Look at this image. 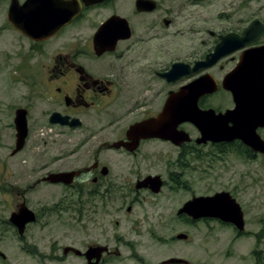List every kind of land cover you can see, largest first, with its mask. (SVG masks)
<instances>
[{"label": "rangeland", "instance_id": "obj_1", "mask_svg": "<svg viewBox=\"0 0 264 264\" xmlns=\"http://www.w3.org/2000/svg\"><path fill=\"white\" fill-rule=\"evenodd\" d=\"M133 1L115 0L113 9L124 10ZM9 3L10 0H0V264H40L42 260L43 264H85L74 254L63 256L61 246L79 244L77 247L84 249L82 244L100 238L110 240L121 251L120 256L107 259L104 264H162L170 257H181L191 264H264V154L249 159L238 153L240 147L236 151L234 147L219 150L201 145L197 149L200 155L188 151L186 164L177 166L178 150L159 145L145 150L148 159L145 166L141 161V167L161 174L165 185L160 192L140 189L136 194L107 200L105 205L77 195L64 199L73 188L36 184L49 168L65 169L69 165L59 162L45 168L49 155L41 158L37 154L39 145L50 148L49 144L56 143L61 147L79 140L69 132L62 134V129H58V134L47 129L40 119V110L45 106L39 104L29 116L24 149L12 153L16 144L15 109L36 94L35 82L29 83L35 73L34 61L27 56L29 43L10 27ZM161 4L169 12L159 10L156 14L178 18V26L182 16L201 20L197 24L202 32L196 34V42L202 38L205 51L213 42L210 29L222 33L244 28L264 0H161ZM260 11L264 13L263 6ZM106 13L100 9L95 14ZM173 45L171 34V51ZM204 103L222 109L231 106L232 100L228 92L221 90ZM260 133L264 138V130ZM79 157V163L84 162L88 151L81 150ZM172 174L175 176L171 178ZM220 191H229L241 204L245 216L243 233L219 220L192 221L185 214L178 215V210L193 196ZM24 201L37 219L27 225L21 237L9 217ZM179 233L188 237L178 239ZM39 254L62 255V259L55 263L53 258H41Z\"/></svg>", "mask_w": 264, "mask_h": 264}, {"label": "flooded vegetation", "instance_id": "obj_2", "mask_svg": "<svg viewBox=\"0 0 264 264\" xmlns=\"http://www.w3.org/2000/svg\"><path fill=\"white\" fill-rule=\"evenodd\" d=\"M19 1L23 3L25 0ZM114 1L102 0L86 4L84 0H80L81 11L57 33L42 39L30 38L8 21L11 28L27 39L29 43L27 56L30 61H34L32 67L35 70L34 78L28 82L31 85L35 82L36 95L24 106H18L15 114L17 109L22 107L26 109L29 120V116L39 104L45 106L40 110L42 124L47 129H52L55 134H58V129H62L64 130L62 134L69 132L79 140L64 143L61 147L56 143L49 144L50 148H40L39 145L37 154L41 158L49 155L43 164L46 165L45 168L53 164L58 165L59 162L69 165L65 169L59 166L49 168L52 170L48 169L37 179L36 184L60 186L70 190L73 188V192L70 191L63 196L64 199L77 195L86 200H98L97 205H105L107 200L127 197L136 194L140 189L152 190L148 183L149 178L158 175L162 178V176L160 173L143 170L141 161L145 166L148 159L145 150L159 145L174 146L178 150L177 166L186 164L188 151H196L200 155L197 149L201 145L215 146L219 150L225 146L234 147L236 151L240 147L238 150L248 154L246 158L250 159V156L258 158L260 153L252 150L250 145L239 138L226 142L198 141L201 132L191 121L180 122L173 129L177 132L173 138L144 137L138 140L137 136L144 128L142 125H152L161 117L172 93H185L186 86L205 74L216 82L218 88L214 92L200 95L196 106L199 109L214 108L217 112H225L236 106L232 93L223 87V82L226 76L243 62V58L249 79L251 78L249 82L256 85L260 83L264 72V57L261 53L254 51L252 53V49L264 46V34L246 46L223 55L207 67L197 69V64L207 61L208 56V59H212L210 54L214 52L223 36L231 33L243 34L253 22L264 25V13L260 11V7H264V4H260L252 13V19L244 28L230 29L222 33L210 29L209 34L213 42L203 51L204 40L200 38L196 42V34L202 32L197 24L201 22L200 19L189 20L187 16H182L178 26V18L156 14L159 10H163L164 13L169 12L168 7L163 8L161 0H153L156 6L144 10H139L137 0L131 5L128 2L124 10L122 8L114 10ZM200 1L203 0H195V3ZM100 9L107 10V13L95 14ZM100 29L105 31L100 33ZM171 34L174 44L172 51ZM246 51L250 52V55L249 52L246 53L249 56H245ZM177 63L196 70L180 75L183 69L181 64L179 72L175 71L176 73L169 74L170 78L167 77V72ZM221 90L230 94L232 105L222 109L219 106H206L205 100ZM185 97L181 101H187ZM33 98L35 100L32 101ZM53 115L55 121L51 120ZM170 124L166 121L164 128L170 130ZM45 127L41 130L43 131ZM261 130H264V127H259L257 133L262 137ZM81 150L88 151V157L84 162L79 163ZM72 163H75V166H70ZM60 172H73L72 181L51 182L46 179L50 173ZM173 176L175 175L172 174L171 178ZM162 180L161 189L165 185V180L163 178ZM140 181H146V187L138 188ZM177 183L179 184V181ZM177 213L185 214L192 221H196L186 213L179 214V210ZM26 227L23 234L18 231L21 237L25 234ZM77 246L80 245L61 246L63 256L74 254L88 264V256L85 253L94 246L102 247L98 264H104L107 259H116L121 255V251L113 246L110 240L106 241L102 238L88 240L87 243L82 244L84 249ZM66 247H74L83 254H77L73 249L65 253ZM39 255L41 258L51 257L55 263L58 259H62V255ZM95 259L96 257L93 261ZM40 264H43V260Z\"/></svg>", "mask_w": 264, "mask_h": 264}, {"label": "water", "instance_id": "obj_3", "mask_svg": "<svg viewBox=\"0 0 264 264\" xmlns=\"http://www.w3.org/2000/svg\"><path fill=\"white\" fill-rule=\"evenodd\" d=\"M84 1L89 4L93 1L99 2L102 0ZM137 6L139 10L151 9L156 6V2L153 0H137ZM80 11V0H25L23 3H20L19 0H12L7 12V19L13 27L30 38L42 39L57 33ZM103 31L105 30L100 29L99 32ZM263 34L264 25L253 22L243 34L231 33L223 36L214 52L210 54L212 59H208V56L207 61L197 64V69L211 65L223 55L246 46ZM249 51L245 52V56L250 55ZM253 51L258 54L261 53L264 57V46L252 49V53ZM247 52H249V55H246ZM244 59L233 72L226 76L223 82V87L233 95L236 104L235 108L228 109L225 112H217L214 108L199 109L196 106L197 98L200 95L214 92L218 88L216 82L205 74L186 86L185 93H172L169 102H167L165 112L152 125H142L144 128L140 134L138 133L137 139L140 140L144 137L173 138L177 134L173 129L180 122L191 121L201 132V137L198 139L200 142H226L239 138L250 145L254 151L264 153V140L257 133L259 127H264V72L258 85L251 84L249 82L251 78L249 79V72L246 68L247 66L245 67ZM181 64H174L171 70L167 72V77H169V74L178 71ZM182 68L180 75L196 70V68L189 69L187 65ZM183 96L187 101H181L184 99ZM51 120L55 121L54 115ZM166 121L171 123L170 130L164 128ZM14 123L16 144L12 153L16 154L24 148L29 135L26 109L22 107L17 109ZM73 175V172L50 173L46 179L51 182H71ZM148 183H150L152 191L156 193L160 191L163 181L158 175L150 177ZM146 185V181H140L137 187H146ZM182 213H186L195 220L200 218H218L224 222L234 224L240 231L245 229L242 206L228 191H220L212 195L193 196L179 209V214ZM9 219L17 227L20 234H23L26 225L36 220V213L24 201L16 211L11 213ZM187 237L188 234L186 233L177 235L179 239ZM71 249L75 250L77 254H83L82 251L74 247H66L64 252L67 253ZM101 252L102 247H90L85 253L88 256V264H98ZM95 257L96 259L93 261ZM163 263L184 264L188 263V261L183 258L172 257L164 260Z\"/></svg>", "mask_w": 264, "mask_h": 264}, {"label": "trees", "instance_id": "obj_4", "mask_svg": "<svg viewBox=\"0 0 264 264\" xmlns=\"http://www.w3.org/2000/svg\"><path fill=\"white\" fill-rule=\"evenodd\" d=\"M238 153H241L244 157L245 156H248V154H244V151L243 150H238ZM251 158H253V156H250ZM258 238H259V234H258Z\"/></svg>", "mask_w": 264, "mask_h": 264}]
</instances>
